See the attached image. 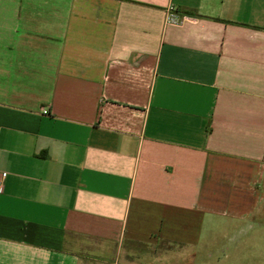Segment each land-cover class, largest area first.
<instances>
[{"label":"crops","instance_id":"obj_1","mask_svg":"<svg viewBox=\"0 0 264 264\" xmlns=\"http://www.w3.org/2000/svg\"><path fill=\"white\" fill-rule=\"evenodd\" d=\"M0 182V264L264 229V0H0Z\"/></svg>","mask_w":264,"mask_h":264},{"label":"rangeland","instance_id":"obj_2","mask_svg":"<svg viewBox=\"0 0 264 264\" xmlns=\"http://www.w3.org/2000/svg\"><path fill=\"white\" fill-rule=\"evenodd\" d=\"M148 264H264V229L246 228L215 236V244L201 251L178 245H162L147 251ZM148 260V259H147Z\"/></svg>","mask_w":264,"mask_h":264},{"label":"built area","instance_id":"obj_3","mask_svg":"<svg viewBox=\"0 0 264 264\" xmlns=\"http://www.w3.org/2000/svg\"><path fill=\"white\" fill-rule=\"evenodd\" d=\"M170 22H176V19L174 17H170L169 18ZM44 114H47V111H43ZM0 186H1V182H0Z\"/></svg>","mask_w":264,"mask_h":264}]
</instances>
